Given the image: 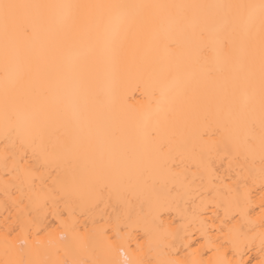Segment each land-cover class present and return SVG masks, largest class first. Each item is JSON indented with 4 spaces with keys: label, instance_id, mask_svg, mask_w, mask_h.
<instances>
[{
    "label": "bare ground",
    "instance_id": "1",
    "mask_svg": "<svg viewBox=\"0 0 264 264\" xmlns=\"http://www.w3.org/2000/svg\"><path fill=\"white\" fill-rule=\"evenodd\" d=\"M12 2L218 5L260 0ZM64 14L57 11L56 25L36 14L31 39L11 35L6 41L0 28V264L20 259L79 264L100 257L118 264L131 259L214 264L220 245L233 264H258L264 258L258 61L254 86L245 81L239 63L233 65L235 83L223 78L211 83L185 71L171 85L173 103L145 111L143 89L134 83L143 75L142 66L165 35L179 41L171 61L183 63L193 47L187 37L198 29L200 14L82 8L72 30L63 26ZM149 14L160 23L139 22ZM216 14L213 36L222 37L230 26L224 10ZM184 15L189 19L181 33L176 20ZM247 31L241 23L237 56ZM117 44L127 54L128 74L119 103L98 118L88 88L98 84L110 92L114 87ZM159 54L167 58L164 50ZM184 90L187 95L180 94ZM169 108L176 110L174 121L162 119ZM154 127V135H146ZM233 228L241 229L237 250L227 238Z\"/></svg>",
    "mask_w": 264,
    "mask_h": 264
},
{
    "label": "snow or ice",
    "instance_id": "2",
    "mask_svg": "<svg viewBox=\"0 0 264 264\" xmlns=\"http://www.w3.org/2000/svg\"><path fill=\"white\" fill-rule=\"evenodd\" d=\"M82 8H106V9H187L200 14V24L197 30L193 31L188 37V41L193 45L191 53L183 63L172 62L171 57L179 41L173 35H165L159 42L151 61L142 66L143 75L137 79L135 87L142 88V95L145 97L143 108L145 111L152 107L165 103H173L172 84L179 78L180 74L190 71L193 74H202L208 82L215 83L223 78L226 81L231 79L236 82V77L232 75L234 63H239L244 71V79L249 85L255 84V73L257 61L259 65V104L261 111V145L264 148V0L259 4L237 3V4H193V5H78V4H28L12 2V0H0V28L3 30L5 40L11 35H22L26 39H31L35 31L34 20L36 14H42L41 18L50 25L57 24V11L64 10L65 14L62 24L69 30L75 28L78 20V11ZM216 10H224L225 24L229 25L228 31L222 37H214L212 28L218 22ZM188 16L184 15L176 20L177 31L183 33V25L188 21ZM146 26H155L160 23L159 17L147 15L139 21ZM241 23L248 25V31L240 39L239 56L236 55L237 40L239 38L238 27ZM258 25V29L256 28ZM126 32V29H125ZM258 41V43H257ZM162 49L167 53V58L159 54ZM129 60L121 45L117 44L114 58V87L111 91L105 90L98 84H92L88 88V101L95 110L98 118H102L104 110L111 105L114 109L119 103L120 88L123 86L128 74ZM5 71H8V57L5 54ZM21 74V79L23 78ZM182 95H187L184 90ZM8 90L5 89L6 120L9 118L7 112ZM175 108H169L163 113L162 119L174 121L176 119ZM199 113H195V118H199ZM127 124L129 129L134 126V118L128 117ZM158 130L154 127L146 135L152 136ZM39 131V129H38ZM115 135V132L113 133ZM129 143L132 136L129 135ZM240 228L230 229L227 234L233 250H237L240 245ZM122 243H127L124 241ZM40 241L35 242L36 250L39 249ZM217 258L214 264H233L226 258V250L223 245L216 248ZM15 264H48L47 261L20 259ZM79 264H118L117 261L107 257H100L89 261L79 262ZM126 264H145L142 259H131ZM157 264H176L175 261L159 260ZM212 264V262H210ZM264 264V258L258 261Z\"/></svg>",
    "mask_w": 264,
    "mask_h": 264
}]
</instances>
